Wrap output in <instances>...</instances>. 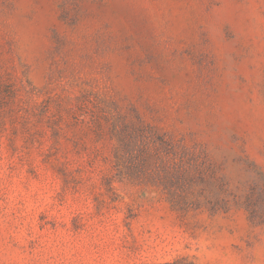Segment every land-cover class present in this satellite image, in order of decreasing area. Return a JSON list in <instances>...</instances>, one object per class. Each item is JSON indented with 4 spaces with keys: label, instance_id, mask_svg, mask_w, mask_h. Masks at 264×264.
Wrapping results in <instances>:
<instances>
[{
    "label": "rangeland",
    "instance_id": "1",
    "mask_svg": "<svg viewBox=\"0 0 264 264\" xmlns=\"http://www.w3.org/2000/svg\"><path fill=\"white\" fill-rule=\"evenodd\" d=\"M264 264V0H0V264Z\"/></svg>",
    "mask_w": 264,
    "mask_h": 264
},
{
    "label": "trees",
    "instance_id": "2",
    "mask_svg": "<svg viewBox=\"0 0 264 264\" xmlns=\"http://www.w3.org/2000/svg\"><path fill=\"white\" fill-rule=\"evenodd\" d=\"M179 261H180V260H175V261H173V262H171V263H167V264H177Z\"/></svg>",
    "mask_w": 264,
    "mask_h": 264
}]
</instances>
